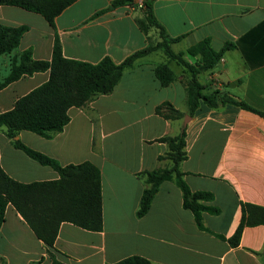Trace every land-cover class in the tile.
<instances>
[{
  "label": "crops",
  "instance_id": "obj_1",
  "mask_svg": "<svg viewBox=\"0 0 264 264\" xmlns=\"http://www.w3.org/2000/svg\"><path fill=\"white\" fill-rule=\"evenodd\" d=\"M114 0H78L65 9L51 26L33 12L0 4V24L28 27L15 53L0 58L3 81L14 55L32 50L38 61H51L55 40L61 41L68 59L97 64L105 57L116 64L147 46L137 21L144 19V0L131 6L96 14ZM154 14L171 45L185 52L189 63L198 57L187 50L209 38L214 50L226 43L219 65L199 75L204 95L228 94L264 113V0H155ZM153 33V34H152ZM155 42L159 41L157 32ZM161 50L138 59L126 69L112 93L93 99L84 108L69 110L70 122L47 139L21 131L19 139L63 167L90 162L101 170L103 230L91 232L63 223L54 248L62 264H113L141 256L152 264H264V225L245 227L238 247L228 240L242 220V205L264 207V117L234 104L211 108L202 103L185 125L188 115L187 83L190 75L174 66ZM167 64L176 80L163 87L155 69ZM50 72L25 76L0 90V114L16 101L45 84ZM166 102L186 116L166 120L156 108ZM186 127L187 159L181 163L184 180L194 192H208L200 227L192 211L183 206V193L174 180L162 183L149 212L137 211L145 188L140 176L159 166L168 151L165 136H178ZM0 166L21 183L54 181L60 174L42 166L16 148L0 132ZM1 264H52L48 247L37 238L23 217L8 205L0 230Z\"/></svg>",
  "mask_w": 264,
  "mask_h": 264
},
{
  "label": "trees",
  "instance_id": "obj_2",
  "mask_svg": "<svg viewBox=\"0 0 264 264\" xmlns=\"http://www.w3.org/2000/svg\"><path fill=\"white\" fill-rule=\"evenodd\" d=\"M78 0H0L1 5L16 6L26 11L43 16L51 25L55 19ZM135 0H114L105 10L95 17L118 7L131 6ZM155 0H144L145 17L137 21L140 30L145 34L147 46L130 55L122 63L116 64L105 57L97 64L68 59L64 56L60 39L54 44L51 61H38L32 57V50L13 56L8 76L0 79V90L22 77L32 76L39 72H50L49 80L34 89L26 96L19 98L13 109L0 114V132L5 129L6 136L13 145L23 150L29 157L42 166H49L60 174L54 181L21 183L9 177L0 166V230L5 222L8 205H12L23 217L39 240L47 247L52 257V264H62L54 257L51 249L59 235L63 223L91 232L103 230V199L101 170L90 162L63 167L56 160L36 152L24 145L18 138L21 131H29L50 139L60 133L70 122L69 110L73 107L84 108L98 96L108 95L120 83L126 69L155 51H163L170 61L176 62L190 75L187 83L188 115L194 116L202 103L211 108L220 105L234 104L244 110L260 112L247 103L234 97L215 92L204 95L205 89L198 78L204 72L215 69L224 54L235 47L226 43L216 51L209 38L197 43L187 50V54L198 57L196 63L185 59V52L176 53L171 45L182 37L170 38L154 14ZM28 27H10L0 24V58L16 52ZM155 31L159 41L152 42L149 34ZM155 74L163 87L169 86L176 76L167 64L156 67ZM1 76V68H0ZM156 113L166 120L183 119L186 114L166 102L156 108ZM158 141L166 143L168 151L159 160H169L171 167L159 166L153 171L142 173L145 188L140 201L137 216H145L165 181L174 180L183 193V206L193 212L197 224L202 226V214L205 211L217 213L218 209L206 205L213 200L208 192L192 191L184 180L180 166L187 159L186 127L178 136H165ZM264 225V207L253 204L242 205V220L235 234L228 240L232 247H238L245 227ZM1 264V258H0ZM113 264H152L141 256H131Z\"/></svg>",
  "mask_w": 264,
  "mask_h": 264
},
{
  "label": "water",
  "instance_id": "obj_3",
  "mask_svg": "<svg viewBox=\"0 0 264 264\" xmlns=\"http://www.w3.org/2000/svg\"><path fill=\"white\" fill-rule=\"evenodd\" d=\"M190 120H191V116L187 115V116L185 117V120H184L185 125H187V124L190 122Z\"/></svg>",
  "mask_w": 264,
  "mask_h": 264
},
{
  "label": "rangeland",
  "instance_id": "obj_4",
  "mask_svg": "<svg viewBox=\"0 0 264 264\" xmlns=\"http://www.w3.org/2000/svg\"><path fill=\"white\" fill-rule=\"evenodd\" d=\"M152 34H153V33H152ZM154 37H155V35H151L150 39H151L152 42L155 43V41H156L157 39L155 40ZM174 66H178V65L174 63ZM3 130H4V129H3Z\"/></svg>",
  "mask_w": 264,
  "mask_h": 264
},
{
  "label": "built area",
  "instance_id": "obj_5",
  "mask_svg": "<svg viewBox=\"0 0 264 264\" xmlns=\"http://www.w3.org/2000/svg\"><path fill=\"white\" fill-rule=\"evenodd\" d=\"M143 7H144L143 4H140V5H139V8H143Z\"/></svg>",
  "mask_w": 264,
  "mask_h": 264
}]
</instances>
